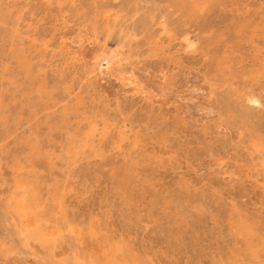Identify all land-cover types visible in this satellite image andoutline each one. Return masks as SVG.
I'll use <instances>...</instances> for the list:
<instances>
[{
	"label": "rangeland",
	"instance_id": "374dc122",
	"mask_svg": "<svg viewBox=\"0 0 264 264\" xmlns=\"http://www.w3.org/2000/svg\"><path fill=\"white\" fill-rule=\"evenodd\" d=\"M0 2L5 14L0 16V264H71L79 252L81 257L101 254L110 242L122 244L128 264H264V253L259 259L244 258L245 245L230 225V216L237 211L257 222L264 236V158L251 147L253 134L264 136V71L259 70L264 64V0H202L192 16L175 7L173 0ZM19 15L20 31H16ZM142 20L147 21V30ZM239 21L245 26L238 32ZM120 28L135 34L125 48L131 52L128 64L138 74L146 71L142 78L153 90L149 97L133 85L121 86L111 76L101 79L79 57V51L96 37L95 44L114 49ZM187 37L195 41L194 49L188 47ZM18 49L26 58L18 57ZM224 55L233 61L235 79L231 72L221 74L213 68ZM244 85L262 94L260 105L250 109L258 115L253 116L254 130L238 116L235 123L230 119L236 107L227 95ZM199 86L204 90L196 91ZM199 104L210 105L215 112L195 115L186 109ZM94 123L99 127L98 155L87 151L81 155L85 160L69 165L66 158L64 164L63 144ZM104 132L109 134L100 141ZM127 165L133 171L135 196L130 201L115 176L118 168ZM22 179L41 196L48 230H61L55 245L24 234L23 224L31 217L22 221L10 208L13 197L23 196L16 187ZM167 202L169 209H165ZM180 216L183 221L177 219ZM69 226L75 228L73 236Z\"/></svg>",
	"mask_w": 264,
	"mask_h": 264
},
{
	"label": "bare ground",
	"instance_id": "6f19581e",
	"mask_svg": "<svg viewBox=\"0 0 264 264\" xmlns=\"http://www.w3.org/2000/svg\"><path fill=\"white\" fill-rule=\"evenodd\" d=\"M48 2V1H47ZM202 2V0H173V4L175 7H178L182 12H184L187 16H192V14L196 13L198 11V9H200V3ZM217 2V1H216ZM1 3V2H0ZM50 5H51V2H49ZM11 4V3H10ZM9 4V5H10ZM47 4V3H46ZM12 5V4H11ZM204 5V3H203ZM202 5V6H203ZM123 6V5H122ZM125 6V5H124ZM11 7V6H10ZM13 7V5H12ZM131 7V6H130ZM60 8V7H59ZM49 9V8H48ZM63 9V7H62ZM9 10V9H8ZM12 10V8H11ZM14 10H17V9H14ZM110 11V10H109ZM2 12V13H1ZM17 12V11H16ZM220 12V11H219ZM8 13V12H7ZM10 13V12H9ZM8 13V14H9ZM31 13V11H30ZM35 13V12H34ZM18 14V13H16ZM90 14V13H89ZM5 16V14L3 13V9L0 10V16ZM32 15V13H31ZM87 15V14H86ZM21 16L22 15H19L17 17V21L14 23L16 26V31H20L19 29V24H18V20L21 19ZM36 16V15H35ZM119 17V16H118ZM13 19V18H12ZM225 19V18H224ZM234 19V18H233ZM4 20V19H3ZM30 20H32L30 18ZM240 20V19H239ZM10 21H11V18H10ZM22 21V20H21ZM30 22V21H29ZM88 22V21H87ZM137 22V21H136ZM206 22V21H205ZM239 25L236 27V30L239 32L241 31V29H243V27L245 26L244 22H241L239 21ZM28 23V22H26ZM65 25V22H63ZM89 23V22H88ZM103 23V22H102ZM101 23V24H102ZM172 23V22H171ZM210 23V22H208ZM207 23V24H208ZM105 24V23H104ZM177 24V23H176ZM30 25V24H29ZM108 25V24H107ZM136 25V24H135ZM205 25V24H204ZM249 25V24H248ZM1 26V25H0ZM26 26V25H25ZM28 26V25H27ZM85 26V25H84ZM83 26V27H84ZM140 26V25H139ZM138 26V27H139ZM141 26L144 30H147L148 29V23L146 20H142L141 21ZM90 27V26H89ZM87 27V28H89ZM92 27V26H91ZM134 29L136 30L135 26H133ZM11 28V27H10ZM13 28V26H12ZM110 28H111V25H110ZM139 29V28H137ZM206 29V28H205ZM261 29V28H260ZM57 30V29H56ZM79 29H77L78 31ZM92 30V29H91ZM179 30V29H178ZM181 30V29H180ZM51 31V30H50ZM54 31V30H52ZM139 31V30H138ZM208 31V30H207ZM24 32V31H23ZM27 32V30L25 31ZM24 32V33H25ZM64 32V31H63ZM79 32V31H78ZM77 32V33H78ZM248 32V31H247ZM251 32V31H250ZM60 33V32H59ZM80 33V32H79ZM103 33V32H102ZM114 33L113 30H110L108 32V35L111 36L112 34ZM117 33V32H116ZM20 32H18V36H19ZM52 34V32H51ZM74 34H76L74 32ZM93 34L94 35H97V27L93 29ZM180 34V33H179ZM21 35V34H20ZM23 35V34H22ZM56 35V34H55ZM73 35V34H72ZM98 35H100V33L98 32ZM27 35H24L23 37H25ZM46 36V35H45ZM60 36V35H59ZM79 36V34H78ZM118 43H117V46H116L114 49H111L109 48L106 44L104 45H97L95 44L96 42V38L93 39V43L92 44H88V45H85L81 51H79V57L83 58L88 66L90 67V72L91 73H95V72H98V75L101 79L105 78V77H112L113 78V81L114 82H117L119 83L121 86H131L133 85L134 88H136V92H138V90H140L141 92L145 93L146 96H151L153 95V90L152 89H148L147 86H146V83L144 81V79L142 78V74H146V71L142 74H138L137 71H136V68L135 66H132L130 64H128V59L130 57V50L129 52H126L125 48L133 41V39L135 38V34L133 32H131L130 30H124V29H121L120 28V34L118 35ZM200 36V35H199ZM7 37V36H6ZM22 37V36H21ZM33 37V36H32ZM52 37V36H50ZM71 37V36H70ZM73 37V36H72ZM102 37H103V34H102ZM56 38V37H55ZM59 38V37H58ZM77 37H75L74 39H76ZM114 38V37H113ZM139 38V37H138ZM161 38V37H160ZM209 38V37H208ZM60 39L62 40V37L60 36ZM69 39V38H68ZM112 39V38H111ZM117 39V38H116ZM46 40V38H45ZM48 40V39H47ZM79 40H82L81 38H79ZM103 40V39H102ZM162 40V39H161ZM251 40V39H250ZM11 41V40H10ZM34 41V40H33ZM68 41V40H67ZM71 41V40H70ZM74 41V40H73ZM101 41V40H100ZM166 41V40H165ZM164 41V42H165ZM186 41H187V45L190 49H194L196 47V43L194 40H191L189 37L186 38ZM252 41V40H251ZM250 41V42H251ZM22 42V40H21ZM43 42V41H42ZM58 42V41H56ZM78 42V40H77ZM79 42H83V41H79ZM111 42V40H110ZM145 42V41H144ZM143 42V44H144ZM259 42V41H258ZM262 42V40H261ZM260 42V43H261ZM34 43V42H33ZM55 43V42H54ZM63 43V40L61 42V44ZM72 43V41H71ZM75 43V42H74ZM79 44V43H78ZM77 44V45H78ZM95 44V45H94ZM135 44V43H133ZM138 44H139V41H138ZM179 44V43H178ZM177 44V45H178ZM76 45V44H75ZM140 45V44H139ZM52 46V45H51ZM54 46V45H53ZM52 46V48H53ZM59 46V45H58ZM154 46V45H153ZM152 46V47H153ZM220 46V45H219ZM43 47V46H42ZM143 47V46H142ZM217 47V46H216ZM48 48V47H47ZM46 48V50H47ZM51 48V49H52ZM113 48V47H112ZM146 48V47H144ZM149 48V47H148ZM162 48V47H160ZM37 49V48H36ZM63 49V48H62ZM65 49V48H64ZM63 49V50H64ZM129 49V48H128ZM143 49V48H142ZM173 49V48H172ZM176 49V48H175ZM188 49V48H187ZM257 49V48H256ZM19 50V49H18ZM27 50V49H25ZM69 50V48H68ZM62 51V50H61ZM65 51V50H64ZM147 51V50H146ZM28 52V50H27ZM173 52V51H172ZM262 53V52H261ZM48 54H51L50 52ZM18 57H22V58H26V55L24 53V51L22 49H20L18 51ZM59 55V54H58ZM148 55V54H147ZM263 55V54H262ZM49 56V55H48ZM51 56V55H50ZM55 56V55H54ZM154 56V55H153ZM43 57V56H42ZM56 57V56H55ZM143 57V56H142ZM154 57H158V56H154ZM40 58V57H39ZM53 58V57H52ZM132 58V57H131ZM140 58V57H139ZM163 58V57H162ZM146 60V59H145ZM59 61V60H58ZM134 61V60H133ZM133 61H131L133 63ZM35 62V61H34ZM135 62V61H134ZM148 62V61H147ZM145 63V64H149V63ZM169 62V61H168ZM188 62V61H187ZM264 62V61H263ZM18 63V62H17ZM72 63V62H71ZM136 63V62H135ZM155 63V62H154ZM16 64V63H15ZM36 64V63H35ZM84 64V63H83ZM86 64V65H87ZM150 64H153L152 62ZM159 64V63H158ZM168 64V63H167ZM41 65V64H40ZM39 65V66H40ZM45 65V64H44ZM85 65V66H86ZM129 65V66H128ZM146 65V66H147ZM155 65H157L155 63ZM166 65V63H165ZM262 65V67L260 68V66ZM260 66H259V70L260 72L264 71V64L262 63ZM37 66V65H36ZM149 66V65H148ZM152 67H154L153 65H150ZM59 67V66H58ZM64 67V66H63ZM145 67V66H144ZM151 67V69H152ZM156 67V66H155ZM233 67V61L232 59L227 56V55H224L220 58H218L216 60V63L214 65V70H216L218 73H221V74H225L226 72H231V78L232 79H235V76L233 74V70H231ZM43 69V68H42ZM41 69V70H42ZM87 69V68H86ZM149 69V68H147ZM150 69V70H151ZM157 69V68H156ZM29 70L31 71L32 69L29 68ZM54 70V69H53ZM153 70V69H152ZM257 70V69H256ZM40 71V70H38ZM37 71V73H38ZM51 71V70H50ZM55 71V70H54ZM57 71V70H56ZM71 71V70H70ZM78 71V70H77ZM87 71V70H86ZM158 71V70H157ZM161 71H162V68H161ZM209 71V70H208ZM58 72V71H57ZM66 72V71H65ZM85 72V71H84ZM89 72V71H88ZM149 72V71H148ZM152 72V71H151ZM171 72V71H170ZM34 73V72H33ZM50 73V72H49ZM67 73V72H66ZM159 73V72H158ZM161 73V72H160ZM159 73V74H160ZM253 73H255V70L253 71ZM63 74V73H62ZM72 74V73H71ZM144 74V75H145ZM56 75V74H55ZM67 75V74H66ZM65 75V76H66ZM70 73H68V76L69 78H71V76H69ZM149 75V74H148ZM197 75V74H196ZM18 76V75H16ZM37 76V74H36ZM64 76V77H65ZM97 76V75H96ZM147 76V75H146ZM146 76H145V79H146ZM159 76V75H158ZM43 77V76H42ZM66 79H69L67 78ZM73 77V76H72ZM87 77V76H86ZM110 77V78H111ZM151 77V76H150ZM98 78V77H97ZM158 78V77H157ZM31 79V77H30ZM191 79V77H190ZM198 79V78H196ZM50 80V79H49ZM72 80V78H71ZM70 80V82H71ZM79 80V79H78ZM77 80V81H78ZM108 80V79H107ZM192 80V79H191ZM37 81V80H36ZM39 81V80H38ZM48 81V80H47ZM77 81H73V82H77ZM100 81V80H99ZM105 81V80H104ZM109 81V80H108ZM200 81V80H199ZM202 81V80H201ZM29 82V81H28ZM33 82V81H32ZM95 82V81H94ZM93 82V83H94ZM46 84V82H44ZM82 83V82H81ZM108 83V82H107ZM113 83V82H112ZM78 84V83H77ZM76 84V86H77ZM86 84V83H85ZM104 84V83H103ZM194 84V82H193ZM201 84V83H200ZM241 84V82H240ZM32 86V84H30ZM34 85V84H33ZM40 85V84H39ZM75 85V84H74ZM73 85V86H74ZM80 85V83H79ZM100 85V84H99ZM115 86V84H112ZM195 85V84H194ZM41 86V85H40ZM52 86V85H51ZM73 86H71L72 89ZM75 86V88H76ZM86 86V85H85ZM93 86V85H92ZM230 86V85H229ZM228 86V88H229ZM232 86V85H231ZM44 87V86H43ZM79 87V86H78ZM66 88V87H65ZM69 88V87H68ZM86 88V87H85ZM83 88V89H85ZM139 88V89H138ZM192 88V87H190ZM50 89V88H49ZM56 89V88H55ZM123 89V88H122ZM188 89V88H187ZM193 89H195V87H193ZM231 89V88H230ZM48 90V89H46ZM62 90V89H61ZM75 90V89H74ZM196 91H202L204 90L202 88V86H199L198 88L195 89ZM228 90V89H227ZM232 90V89H231ZM44 91V90H43ZM53 91V90H52ZM51 91V93H52ZM133 91V90H132ZM189 91V89H188ZM194 91V90H193ZM68 92V90H67ZM227 92V91H226ZM229 92V90H228ZM227 92V93H228ZM63 93V92H62ZM116 93V92H115ZM224 93V92H223ZM230 95L228 93L225 94L227 96H230L233 100H235V105L234 108L235 110L233 111L232 116H231V120L233 122V120L235 119L236 116L240 117L242 119V123L244 125H247L249 126L251 129L254 130V127H252V121H253V116L255 115L254 112L252 113L251 110H253L252 108V105L255 106V105H260L261 103V98H262V94L259 92V91H256L254 89H252L251 87L247 86V85H244V86H241L240 89H237L233 92L230 91ZM35 94V92H34ZM66 94V93H65ZM69 94V93H68ZM68 94H67V97H68ZM117 94V93H116ZM119 94V93H118ZM133 94V93H132ZM191 94V93H190ZM51 95V94H50ZM57 95V93H56ZM72 95V94H71ZM104 95V93H103ZM108 95V94H107ZM160 95V94H159ZM198 95V94H197ZM224 95V98L226 97ZM2 96V95H1ZM34 96V95H33ZM42 96V95H41ZM47 96V95H46ZM61 96V95H60ZM157 96V95H155ZM181 96V95H180ZM179 96V97H180ZM186 96V95H185ZM193 96V95H192ZM222 96V95H221ZM44 97V96H43ZM52 97H53V94H52ZM59 97V95H58ZM65 97V96H64ZM142 97V96H141ZM39 98V97H38ZM38 98H36V100L38 101ZM45 98V97H44ZM47 98V97H46ZM51 98V97H50ZM62 98V97H61ZM183 98V97H182ZM194 98V97H192ZM32 99V98H30ZM53 99V98H52ZM56 99V98H54ZM69 99V98H68ZM72 99V98H70ZM147 99V98H146ZM200 99V98H199ZM209 99V98H207ZM230 100V98H228ZM50 100V99H49ZM62 100V99H61ZM59 99V101H61ZM239 100V101H238ZM256 101V103H252L251 101ZM31 101V100H30ZM67 101V100H65ZM154 101V99H153ZM197 102V100H195ZM226 101V100H225ZM64 102V101H63ZM69 102V101H68ZM136 101H133V104L135 103ZM151 102V101H150ZM195 102V103H196ZM233 102V101H232ZM231 102V103H232ZM60 103V102H59ZM193 103V104H195ZM201 103V102H200ZM97 104H98V101H97ZM108 104V103H107ZM132 104V105H133ZM183 104V103H182ZM230 104V103H228ZM227 104V106H228ZM234 104V103H233ZM232 104V105H233ZM41 105V104H40ZM104 105V104H103ZM135 105V104H134ZM34 106V105H33ZM58 106V105H57ZM231 106V105H230ZM263 106V105H262ZM39 107V105H38ZM48 107V106H47ZM34 108V107H33ZM37 108V107H36ZM44 108V107H43ZM232 108V107H231ZM255 110L257 107H254ZM186 109L189 110H192V112L195 113H199L201 112V114H213L215 111L213 110V107L210 106V105H207V104H199L197 106H186ZM227 109H230V108H227ZM251 109V110H250ZM9 110V109H8ZM109 110V109H108ZM238 110V111H237ZM263 110V109H262ZM261 110V111H262ZM42 111V110H41ZM186 111V110H185ZM235 111H237V115L235 114ZM264 111V110H263ZM74 112V111H73ZM256 113V112H255ZM264 113V112H263ZM57 114V113H56ZM71 114V113H70ZM188 114V113H187ZM190 114V113H189ZM200 114V115H201ZM254 114V115H253ZM71 115H74V114H71ZM82 115V114H81ZM84 115V114H83ZM196 115V114H195ZM227 115V113L225 114ZM230 115V114H229ZM204 116V115H203ZM223 116V115H222ZM258 116V115H257ZM256 116V117H257ZM264 116V115H263ZM224 117V116H223ZM230 117V116H228ZM237 117V118H238ZM255 117V116H254ZM255 117V118H256ZM47 118V117H46ZM202 118V117H201ZM239 118V119H240ZM260 118V117H259ZM258 118V119H259ZM51 119H52V116H51ZM60 119V117H59ZM86 119V118H85ZM199 119V118H198ZM207 119V118H206ZM240 119V120H241ZM38 120V119H37ZM98 120V118H97ZM100 120V119H99ZM204 120V119H203ZM223 120H226L223 118ZM228 120V119H227ZM68 121V120H67ZM85 121V120H84ZM87 121V120H86ZM238 121V120H237ZM264 121V119H263ZM41 122V121H40ZM106 122V121H105ZM131 122V121H130ZM231 122V121H230ZM241 122V121H240ZM257 122V121H256ZM255 122V123H256ZM8 123V122H7ZM201 123V122H200ZM228 123V121H227ZM235 123V122H233ZM238 123V122H237ZM241 123V124H242ZM259 123V122H257ZM261 123H262V118H261ZM38 124V123H37ZM90 124H93V123H90ZM205 124V123H204ZM226 124V123H225ZM231 124V123H230ZM3 125V124H2ZM1 125V126H2ZM13 125V124H12ZM16 125V124H15ZM81 125V124H80ZM102 125V124H101ZM123 125V124H122ZM253 125H254V122H253ZM264 125V124H263ZM7 126V125H6ZM5 126V127H6ZM100 126V125H99ZM187 126V125H186ZM227 126V125H226ZM225 126V127H226ZM233 126V124H232ZM257 126V125H256ZM85 127V126H84ZM185 127V126H184ZM246 127V126H245ZM244 127V128H245ZM53 128V127H52ZM56 128V127H55ZM98 125L96 123H94V125H91V127L89 128L88 131H80L78 130L76 132V134L72 137V138H69L66 140V142L63 144V146L61 148H63V151L62 152V156L60 158L64 159V164H65V159H66V162L70 165L72 163H75L77 164V161L79 158H81V155H84L87 153V151H89L90 154L94 153L96 155H98V152H99V149L96 147V143H95V137L97 136V133H98ZM121 128V127H120ZM155 128V127H154ZM187 128V127H185ZM196 128V127H195ZM220 128V127H219ZM235 128V127H233ZM237 128V127H236ZM241 128V127H240ZM260 128V127H258ZM264 128V127H262ZM31 129V128H30ZM54 129V128H53ZM156 129V128H155ZM160 129V128H159ZM188 129V128H187ZM249 129V128H248ZM249 129V131L251 130ZM257 129V128H256ZM4 130V128H3ZM14 130V129H13ZM258 130V129H257ZM30 131V130H29ZM66 131V130H65ZM103 131V130H102ZM101 131V133L103 134V132ZM2 132V131H1ZM41 132V131H40ZM73 132V131H71ZM28 133V131L26 132ZM31 133V132H29ZM28 133V134H29ZM117 133V132H116ZM248 133V132H247ZM253 133V132H252ZM4 134V132H3ZM34 134V133H33ZM32 134V136H33ZM105 135H103L101 138H100V141H102L103 139H106L107 138V135L109 134H106L104 132ZM113 134V133H112ZM240 135V134H239ZM18 136V135H17ZM26 136V135H25ZM37 136V135H36ZM42 136V135H41ZM111 136V135H110ZM123 134L120 135V138L121 140H123ZM218 136V135H217ZM221 136V135H220ZM6 137V135H5ZM100 137V136H99ZM24 138V137H23ZM64 138V136H63ZM137 138V137H136ZM28 139V138H27ZM35 139V138H34ZM241 139V138H240ZM247 139V138H246ZM2 140V138H1ZM42 140V139H41ZM39 140V141H41ZM97 140V139H96ZM3 141V140H2ZM37 141V142H39ZM61 141V140H60ZM126 141V140H125ZM138 141V140H137ZM211 141H214L211 140ZM219 141V139H218ZM243 141V140H242ZM1 142V141H0ZM19 142V141H18ZM36 142V141H34ZM49 142V140H48ZM110 142V141H109ZM115 142V141H114ZM244 142L245 144H248V140L247 142L245 141L244 139ZM99 143V142H97ZM108 143V142H107ZM124 143V142H123ZM130 143V142H129ZM132 143V142H131ZM130 143V144H131ZM134 143V141H133ZM216 144V140L214 142ZM224 143V142H223ZM23 144V143H22ZM26 145H28L30 148H34L33 145L29 142H25ZM38 144V143H37ZM36 144V146H37ZM100 144V143H99ZM103 144V143H102ZM100 144V145H102ZM122 144V143H121ZM121 144H119V146H121ZM125 144V143H124ZM123 144V145H124ZM128 144V143H127ZM40 145V144H38ZM53 145V144H52ZM98 145V144H97ZM99 145V147H100ZM109 145V144H108ZM217 145V144H216ZM215 145V146H216ZM229 145V144H228ZM22 146V145H21ZM44 146V145H43ZM132 146V145H131ZM49 147V146H47ZM117 147V146H116ZM224 147V145L222 146ZM251 147L253 149L254 152H259V153H262L263 154V158H264V136L262 137V135L260 133H256V137H255V134H253V139L251 141ZM11 148V147H10ZM25 148V147H24ZM43 148V147H42ZM107 148V147H106ZM123 148V147H122ZM28 149V148H27ZM40 149V147L38 148ZM60 149V148H59ZM101 149V148H100ZM130 149V148H129ZM133 149V148H132ZM5 150V149H4ZM11 150V149H10ZM21 150V149H20ZM61 150V149H60ZM59 150V151H60ZM135 150V149H134ZM34 151V150H33ZM45 152L47 150H44ZM44 151H41L42 154ZM104 151V150H103ZM133 151V150H132ZM51 152V151H50ZM53 152V151H52ZM60 152V154H61ZM106 152V151H105ZM202 152V151H201ZM18 153V152H16ZM22 153V151H19V154ZM48 155H49V152H47ZM102 153V152H101ZM40 154V155H42ZM58 154V153H57ZM135 154V153H134ZM134 154H131V155H134ZM8 155V154H7ZM14 155V153H13ZM27 154H25L26 156ZM130 155V156H131ZM17 156V154H16ZM29 156V155H27ZM39 156V155H38ZM52 156V155H51ZM91 156V155H90ZM90 156L87 155V159L90 158ZM94 156V155H93ZM100 156V155H99ZM105 156V155H104ZM5 158V156H3ZM13 157V156H12ZM19 157H22V156H19ZM133 157V156H132ZM148 157V156H147ZM232 157V156H231ZM3 158V159H4ZM10 158V157H9ZM14 158V157H13ZM25 158V157H24ZM50 158V156L48 157L47 156V159ZM55 158V157H54ZM103 158V157H102ZM15 159V158H14ZM19 159V158H18ZM82 159V158H81ZM86 159V160H87ZM100 159V157H99ZM8 160V158L6 159ZM20 160V159H19ZM17 160V161H19ZM57 160V159H56ZM82 160H85V159H82ZM93 160V159H91ZM231 160V159H230ZM240 160V159H239ZM242 160V159H241ZM14 161V160H12ZM50 161V160H49ZM58 161V160H57ZM81 161V160H79ZM89 161V159H88ZM87 161V162H88ZM103 161V160H102ZM222 161V158L221 160ZM219 161V162H220ZM26 162V161H25ZM60 162V161H59ZM86 162V163H87ZM133 162V161H132ZM225 162V161H224ZM61 163V162H60ZM81 163V162H80ZM85 163V164H86ZM53 164V163H52ZM68 164H67V167H68ZM229 164V163H228ZM54 165V164H53ZM132 165H127L125 167H121V168H118L116 171H115V176L118 177L117 178V185L119 187V189H122L123 192H124V196L126 198L127 201H130V199L133 198V195H134V189H133V183H132V168H131ZM137 166V165H136ZM139 166V165H138ZM221 166V165H220ZM226 167V166H224ZM223 167V168H224ZM231 167V166H229ZM69 168V167H68ZM100 168V167H99ZM71 169V168H70ZM69 169V170H70ZM230 169V168H229ZM78 170V169H77ZM96 170V168H95ZM227 170V169H226ZM70 172V171H69ZM226 173V172H225ZM68 174V173H67ZM229 174V173H228ZM136 175V174H135ZM231 175V174H230ZM70 177V176H69ZM138 177V176H137ZM135 178V177H134ZM145 178V177H144ZM147 179V178H146ZM180 179V178H179ZM182 179V178H181ZM148 182V181H147ZM184 182V181H183ZM142 184V183H141ZM179 185V184H178ZM221 185V184H220ZM181 186V184H180ZM16 188L17 191L20 190L21 193L23 194V196L21 197H13V200L11 202V205H10V208L13 210L14 214L16 215V217L20 218L22 221H24L25 219H29L30 217V222L26 221L24 222L23 224V230H24V234H26L27 236L31 237L32 235H35L36 238H38L41 242L45 243V244H49V245H55L59 235L61 234V230L57 229V230H54V231H49L48 230V227L46 226V223L48 222V219L45 218V215L42 214V210L41 208L44 206L43 202H42V199H41V196L39 194H37L36 192H34V190H31V186L29 184V182L25 181L22 179V180H17L16 181ZM180 188V187H179ZM139 190V189H138ZM140 191V190H139ZM138 194V193H137ZM168 194V193H167ZM166 194V195H167ZM135 196V195H134ZM186 197V196H185ZM161 198V197H160ZM190 198V197H188ZM66 201V200H65ZM64 201V202H65ZM174 201V200H173ZM179 201V200H178ZM178 201H175V205L178 207ZM181 201V199H180ZM204 202V201H203ZM58 203V202H57ZM138 203V202H137ZM174 203V202H173ZM158 205V204H157ZM174 206V204H173ZM175 206V208H177ZM65 207V206H64ZM170 207V202H167L165 204V209H169ZM172 207V206H171ZM195 207V206H194ZM204 207V205H203ZM181 208V207H180ZM179 208V209H180ZM172 209V208H171ZM178 209V208H177ZM175 209V210H177ZM196 210V209H195ZM9 211V210H8ZM91 211V210H90ZM89 211V212H90ZM126 212V209L124 210ZM66 212V210H65ZM94 212V211H92ZM176 212V211H175ZM182 213H183V210H182ZM199 213V212H198ZM49 214V213H48ZM92 214V213H91ZM90 214V215H91ZM180 214V212H179ZM86 215V214H85ZM89 215V214H88ZM87 215V217H88ZM89 215V217H90ZM163 215V214H162ZM161 215V216H162ZM177 215V214H176ZM181 215V214H180ZM183 215V214H182ZM229 215H230V212H229ZM125 216V213L123 214V218ZM160 216V218H162ZM179 216V215H178ZM185 216V215H184ZM127 216H125V219H126ZM181 217L180 218H177V219H180L181 220ZM64 217H61L59 219H62ZM98 218V217H97ZM169 218L171 219H176L173 215H170ZM74 219V218H73ZM99 219V218H98ZM128 219V218H127ZM68 220V219H67ZM71 220V219H69ZM68 220V222H69ZM100 220V219H99ZM130 220V219H129ZM184 220V219H183ZM181 220V221H183ZM186 220V219H185ZM79 221V220H78ZM101 221V220H100ZM73 222V220H72ZM70 222V223H72ZM230 225H231V230L232 232L234 233L235 237L237 240H240L243 242V245H245L244 247V250H243V254H244V258H248V259H251V260H255V259H259L261 258V256H263L262 253H264V236L260 235L259 233V225L257 224V222H252L251 220H249V218H246V217H243L241 216L237 211H235L234 213L231 214L230 216ZM101 223V222H100ZM180 223V222H179ZM192 223V222H191ZM167 225V224H166ZM193 226V225H192ZM190 227V226H189ZM193 228V227H192ZM168 229V228H166ZM75 228L72 227V226H69V229H68V233L69 235L73 236L74 233H75ZM195 230V229H194ZM231 232V233H232ZM66 233V232H65ZM193 233H196V231H193ZM171 234V233H170ZM75 237V236H74ZM171 240V239H170ZM174 241V239H173ZM175 243V242H174ZM235 244V243H234ZM238 244V243H237ZM236 244V245H237ZM241 244V243H240ZM228 249V248H227ZM234 250H237V249H234ZM123 251V247H122V244H116L114 242H110V245H108V248L105 249L101 254H92L90 257L88 256H84V257H81V252H79L74 258L73 260L71 261V264H128V260H127V257H126V253L122 252ZM237 253V251H235ZM228 254V253H227ZM238 254V253H237ZM232 259V258H231ZM241 262V261H240ZM244 263V262H242ZM241 264V263H240Z\"/></svg>",
	"mask_w": 264,
	"mask_h": 264
},
{
	"label": "snow or ice",
	"instance_id": "6c2138e0",
	"mask_svg": "<svg viewBox=\"0 0 264 264\" xmlns=\"http://www.w3.org/2000/svg\"><path fill=\"white\" fill-rule=\"evenodd\" d=\"M251 102H252V103H256V101H254V100H253V101H251Z\"/></svg>",
	"mask_w": 264,
	"mask_h": 264
}]
</instances>
